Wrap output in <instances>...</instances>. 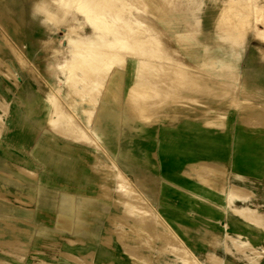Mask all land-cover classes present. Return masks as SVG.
Here are the masks:
<instances>
[{
  "label": "rangeland",
  "instance_id": "374dc122",
  "mask_svg": "<svg viewBox=\"0 0 264 264\" xmlns=\"http://www.w3.org/2000/svg\"><path fill=\"white\" fill-rule=\"evenodd\" d=\"M89 1L119 40L60 70L70 30L91 25L59 0H0V96L51 99L49 129L117 214L106 264H264V0ZM13 245L0 264H30Z\"/></svg>",
  "mask_w": 264,
  "mask_h": 264
},
{
  "label": "crops",
  "instance_id": "0c3cea01",
  "mask_svg": "<svg viewBox=\"0 0 264 264\" xmlns=\"http://www.w3.org/2000/svg\"><path fill=\"white\" fill-rule=\"evenodd\" d=\"M50 100L32 89L0 96V254L25 244L34 255L30 264H106L116 247L117 214L96 208L101 180L85 171L78 147L49 129Z\"/></svg>",
  "mask_w": 264,
  "mask_h": 264
},
{
  "label": "bare ground",
  "instance_id": "6f19581e",
  "mask_svg": "<svg viewBox=\"0 0 264 264\" xmlns=\"http://www.w3.org/2000/svg\"><path fill=\"white\" fill-rule=\"evenodd\" d=\"M59 1H61L63 4H65V5H70V6H74V8L76 9V11L78 12V13H80L83 17H84V19H85V21H87L90 25H91V28H92V30H91V32L90 33H84V34H82V35H80V34H78L77 32H75V29H69L70 30V32H69V36H68V39H67V42L69 43V50L67 51V53H65L64 54V57H63V59L57 64V68H59L60 70H62L61 68H62V65L63 64H68V65H74V63H75V65H77V64H79V63H77L76 64V62H79V60H81V58L82 57H91L92 55L88 52L89 51V49L90 48H92V46H99V45H109L111 42H112V39L111 38H109L108 37V35L111 33L110 32V30H109V28H107L106 27V23H105V21H106V19H104V14L106 15V13H100V12H97V11H99V9H96L94 6L95 5H91L90 6V1L89 0H59ZM102 1V0H101ZM117 1H119V0H117ZM116 1V2H117ZM112 2V1H111ZM101 4H102V2H100ZM104 3H106V2H104ZM134 3V2H133ZM105 5V4H104ZM107 6V5H106ZM110 6V5H109ZM101 7V6H100ZM137 7V6H136ZM140 8V7H139ZM105 9V8H104ZM101 10V9H100ZM103 11V10H102ZM136 11H137V9H136ZM256 11V10H255ZM51 15V14H50ZM107 15H110V14H107ZM48 16V15H47ZM115 16V15H114ZM140 17H141V15H139ZM49 17V16H48ZM51 17V16H50ZM132 17V16H131ZM105 18H106V16H105ZM119 18H121V20H122V17H119ZM147 18V17H146ZM124 19V18H123ZM138 19H140L139 17H138ZM143 19V18H142ZM141 19V20H142ZM51 20H53V19H51ZM125 20V19H124ZM124 20H122V21H124ZM78 21V20H77ZM109 21V20H108ZM259 21V20H258ZM112 22H114L113 20H112ZM133 22V21H132ZM123 23V22H122ZM117 24V23H116ZM89 26V25H88ZM110 26V25H109ZM111 27V26H110ZM115 27V26H114ZM116 28V27H115ZM113 29V28H112ZM127 29L128 28H126V31H127ZM122 30V29H121ZM136 30V29H135ZM138 30V29H137ZM111 31H113V30H111ZM116 31V30H115ZM153 31V30H152ZM137 32V31H136ZM144 33H145V31H143ZM121 33V32H120ZM133 33V32H132ZM141 33V32H140ZM112 34V33H111ZM142 34V33H141ZM128 35V34H127ZM130 35V34H129ZM110 36V35H109ZM149 37V36H148ZM147 37V38H148ZM152 37V36H151ZM154 38V37H153ZM153 38H150V39H153ZM113 40H119V39H117V38H114ZM145 40V39H144ZM152 41V43L151 44H153L155 41H153V40H151ZM139 42V41H138ZM137 42V43H138ZM148 43V42H147ZM144 44V43H143ZM111 45V44H110ZM141 45V44H140ZM154 45V44H153ZM157 46V45H156ZM142 47V46H141ZM153 49H155L154 47H152ZM158 48V47H157ZM81 49H83V50H85V51H79V50H81ZM101 49V48H100ZM136 49V48H135ZM103 50V49H102ZM105 50H106V48H105ZM157 50V49H156ZM106 51H108V50H106ZM129 51V50H128ZM127 51V52H128ZM153 51V50H152ZM152 51H151V53H152ZM148 52L150 53V50H148ZM156 52V51H155ZM85 53V54H84ZM89 53V54H88ZM105 53V52H104ZM146 53V52H145ZM158 53V52H157ZM106 54V53H105ZM142 54V53H141ZM160 55H161V53H159ZM103 55V54H102ZM114 55V54H113ZM143 55H145V54H143ZM163 55V54H162ZM161 55V56H162ZM165 55V54H164ZM96 56V55H95ZM150 56V55H149ZM93 57V56H92ZM91 57V58H92ZM113 57V56H112ZM163 57V56H162ZM165 57V56H164ZM163 57V58H164ZM90 58V59H91ZM83 59H85L84 60V62L86 61V58H83ZM83 59L81 60V62L83 61ZM159 59V58H158ZM165 59V58H164ZM166 59H168V58H166ZM87 60H89V58L87 59ZM93 60H94V58H93ZM92 60V61H93ZM92 61L90 60L89 62L90 63H92ZM120 61V60H119ZM157 61V60H156ZM162 61V60H161ZM83 62V63H84ZM95 61H93V63H94ZM138 62L139 61H132L131 62V65L134 67L135 65H137L138 64ZM148 62V61H147ZM88 63V62H87ZM90 63H89V65H90ZM92 63V64H93ZM96 63V62H95ZM163 63V62H162ZM92 64H91V66H92ZM147 64V63H146ZM150 64V63H149ZM165 64V63H164ZM167 64V63H166ZM96 65V64H95ZM158 65H160V64H158ZM90 66V67H91ZM93 66H94V64H93ZM92 66V67H93ZM112 66V65H111ZM141 67L142 66H145L143 63H141V65H140ZM148 66V65H147ZM147 66H145V67H147ZM153 66V65H152ZM151 66V67H152ZM87 67V66H86ZM89 67V66H88ZM95 67V66H94ZM144 67V68H145ZM149 67V66H148ZM160 67V66H159ZM96 68V67H95ZM143 68V69H144ZM82 69V68H81ZM90 69V68H89ZM92 69H94V68H92ZM107 69V68H106ZM110 69V68H109ZM148 70V69H147ZM180 70V69H179ZM89 72V71H88ZM143 72V71H142ZM116 73V72H115ZM62 75H63V73H62ZM72 76V75H71ZM134 77V75H131L130 77ZM138 76H140V74L138 75ZM70 77V76H69ZM200 78V77H199ZM67 79H69V78H67ZM79 79V78H78ZM143 80V79H142ZM156 80V79H155ZM144 81V80H143ZM71 82V81H70ZM79 82V81H78ZM136 82V81H135ZM142 82V81H141ZM149 82V81H148ZM169 82V81H168ZM115 83V82H114ZM133 83V82H132ZM79 84H80V82H79ZM136 84V83H135ZM139 84V83H138ZM142 84V83H141ZM160 84V83H159ZM86 85V84H85ZM144 85V84H143ZM71 86V85H70ZM74 87V86H73ZM148 87V86H147ZM202 87V86H201ZM71 88H72V86H71ZM81 88V87H80ZM83 88H84V86H83ZM73 90V89H72ZM86 90V89H85ZM84 90V91H85ZM216 90V89H215ZM80 91V90H79ZM83 91V90H82ZM138 91V90H137ZM143 91V90H142ZM72 93V92H71ZM74 93V92H73ZM72 93V94H73ZM77 93V92H76ZM136 93V92H135ZM86 94V93H85ZM137 94V93H136ZM141 94V93H140ZM80 95V94H79ZM86 96H88V95H86ZM150 96V95H149ZM89 97V96H88ZM135 97H136V95H135ZM167 97V96H166ZM164 98V97H163ZM167 99V98H166ZM89 100H91V102H92V98L90 99L89 98ZM161 100V99H160ZM164 100V99H163ZM88 101V100H87ZM86 102V101H85ZM142 102V101H141ZM148 102V101H147ZM90 103V102H89ZM93 103V102H92ZM95 103V102H94ZM142 104V103H141ZM136 106H138V105H136ZM145 106V105H144ZM135 107V106H134ZM135 108H137V107H135ZM134 108V109H135ZM143 109H145V108H143ZM108 110V109H107ZM107 110H105V111H107ZM196 110V109H195ZM87 111V110H86ZM89 111V110H88ZM141 111V110H140ZM147 111V110H146ZM199 111V110H198ZM83 112V111H82ZM108 112V111H107ZM111 112V111H110ZM104 113V112H103ZM143 113H144V111H143ZM108 114V113H107ZM139 115V114H138ZM143 115V114H142ZM147 115V114H146ZM88 116H90V115H88ZM92 116V115H91ZM141 116V115H140ZM145 116V115H144ZM144 116H143V118H144ZM106 117H108V116H106ZM105 117V118H106ZM57 118V117H56ZM113 118V117H112ZM199 118V117H198ZM201 118V117H200ZM89 120V119H88ZM143 120V119H142ZM90 122V121H89ZM100 122V121H99ZM56 124H58V123H56ZM101 125V124H100ZM102 126V125H101ZM105 128H107V127H105ZM60 129V128H59ZM220 131V130H219ZM222 133V132H221ZM250 138H247V137H244V139H243V142H242V144H241V149H242V151H249L248 149H247V146L249 145V143H250ZM225 145V144H224ZM176 157V156H175ZM163 167H164V169H163V174H164V176L165 177H167V178H170V179H176V176L177 175H175L176 173H174V171H176V169H175V166H174V164H173V162L172 161H167V160H165L164 161V164H163ZM238 167L240 168V169H242V170H245V168L241 165V164H238ZM161 173V172H160ZM198 176V175H197ZM138 178H139V176H137ZM33 178V177H32ZM181 178V177H180ZM142 180L148 185V188H149V192H150V194H153V189H152V186H151V184H149L148 182H146L145 180H144V177H142ZM196 180H198V179H196ZM203 182V181H202ZM204 183V182H203ZM216 187V186H215ZM201 192V191H200ZM128 193H129V191H128ZM238 195H235V194H232V191H231V194L229 195V201H234V199L237 197ZM128 200V199H127ZM128 202V201H127ZM195 207V206H194ZM130 208V207H129ZM198 208V207H197ZM200 208V207H199ZM230 208V207H229ZM245 213V212H244ZM261 222V221H260ZM171 247V246H170ZM182 253H183V251H182Z\"/></svg>",
  "mask_w": 264,
  "mask_h": 264
}]
</instances>
